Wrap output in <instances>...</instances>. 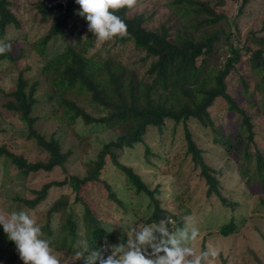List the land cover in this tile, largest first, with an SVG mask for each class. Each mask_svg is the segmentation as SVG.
<instances>
[{
  "label": "trees",
  "instance_id": "1",
  "mask_svg": "<svg viewBox=\"0 0 264 264\" xmlns=\"http://www.w3.org/2000/svg\"><path fill=\"white\" fill-rule=\"evenodd\" d=\"M234 1L231 6L229 0H173L167 7L173 11L176 24L172 26L167 21L155 30L148 28L151 16L140 14L129 17L131 9L128 8L116 12L127 24L128 35L123 38L117 36L113 39V44L133 46L139 56L137 61L146 67L142 75L129 64L123 63L118 55L113 56L111 53L106 58L97 59L96 56H88L93 40L84 41V30L76 34L78 26L70 23L71 19H79L84 26H88L87 20L77 14L80 6L76 0H46L39 4L42 22L47 23L51 19L49 32L36 46L45 64V84L52 87L49 93L52 112L62 117L68 128L82 121L87 125L104 124L119 132L115 139L103 144L97 159L89 163L84 176L73 174L62 181L44 184L33 192L31 198H14L18 209L36 212L38 206L48 199L52 188L68 186L74 191V201L70 202L65 196H61L49 206L47 221L41 227L42 233L51 241L53 239L56 251L75 255L79 250L77 242L86 240L96 247H108L109 251L104 253L106 257L110 254L111 246L116 245L115 234L109 230L112 228L101 217L109 216L122 222L129 213L130 200L122 197L124 193L121 189H126L125 185L111 186L106 177L108 167H115L123 175L128 189L142 198L148 197L153 211L147 218V223L171 217L176 222L175 229L183 227L186 212L181 217L176 211L170 213L157 196L160 194L159 187L151 190L134 167L121 161L127 150L144 142L149 131L163 133L170 125H173L174 131L179 125L184 127L188 155L194 169L204 179L209 199L217 197L225 203L229 201L223 195L221 181L216 176H221L222 171H215L206 162L205 151L195 139L192 126L197 125L213 132L214 145L229 159L234 158L235 153H240V175L244 178L250 174L246 185L251 187L253 194H264V146L259 143L260 131L264 130V37H258L255 31H251L244 38L238 22L245 12L255 9L256 1L264 0ZM12 7L11 0H0V39H4L8 27L20 26ZM70 25L72 28L69 32L76 35V42L66 41L60 52L49 57L48 43L58 36L65 38ZM90 36L92 35L89 34ZM222 40L227 43L229 54L221 67H215L210 58ZM8 42L12 44L11 41ZM245 57L248 58L245 60ZM3 59L14 60L10 51L0 56V60ZM243 61L250 65L251 77L261 75L260 81L255 82L253 88L252 83L242 78L247 97L252 99L257 92L261 95L260 107L254 111L245 110L229 92V78ZM38 85L40 83L36 81L29 86L21 73L16 89L10 94L12 100L6 104L10 112L19 113L25 122L27 130L22 135L34 141L38 149L47 156L46 161L33 163L6 147H0V158L10 161L22 177L52 172L56 168L65 169L72 155L71 148L63 150L64 142L61 137L55 134L48 137L37 128L40 117H35L33 112L37 104ZM79 95L90 97L102 110L101 115L94 117L81 108L73 99ZM219 101L221 103L218 105L225 104V109L220 107L226 118L236 116L234 130L232 126L227 133H221L211 118L210 109ZM147 153L150 154L148 149ZM252 163L254 170L250 169ZM118 185L123 187L118 188ZM94 186H102L104 189L105 200L100 204H94L84 195L88 188ZM229 205L234 207L231 203ZM73 207H80L81 212L75 211ZM54 217H59L57 229L51 225ZM123 227L126 225L123 224ZM236 227L237 223L231 219V222L220 227V234L229 237L236 231ZM122 242L126 243V239ZM204 250L206 247L203 244L202 251ZM0 260L3 264H24L15 243L8 239L2 225ZM81 264H85L84 259Z\"/></svg>",
  "mask_w": 264,
  "mask_h": 264
},
{
  "label": "rangeland",
  "instance_id": "2",
  "mask_svg": "<svg viewBox=\"0 0 264 264\" xmlns=\"http://www.w3.org/2000/svg\"><path fill=\"white\" fill-rule=\"evenodd\" d=\"M11 1L13 3L12 12L19 20L20 26L19 28L8 27L4 37L7 41L12 42L13 49L10 53L14 60H0V147H6L14 154L23 156L33 163L46 161L47 158L46 154L38 149L34 141L29 140L26 135H22L27 127L20 114L10 112L6 107V104L12 100L10 94L16 89L17 79L23 73L25 80L29 82V86L36 81L40 83L38 88L36 87L37 104L33 112L35 117H40L37 128L46 133L48 137L53 134L61 137L64 142L63 150L71 148L72 155L69 157L65 169L56 168L52 172H40L28 177L19 176L18 169L10 161L0 158V214L5 216L13 211L22 210V208L18 209L19 206L14 200L16 196L31 198L35 190H39L48 182L62 181L73 174L84 176L89 163L97 159L103 144L115 139L119 133L104 124L87 125L82 121H78L71 128H68L62 117L54 115L52 112L53 105L49 98L52 87L48 83L45 84V64H43L38 46H36L51 27V19L47 23H43L42 15L39 12V4L46 0ZM172 1L138 0L137 5L129 11V17L140 14L151 16L150 23H148V28L151 30L159 29L160 25L167 21L174 26L176 19L173 17V11L167 7V4ZM228 3L232 6L235 1L229 0ZM254 6L255 9L251 12H245L238 20L244 38L251 31H255L258 37H264V2L256 1ZM70 23L78 26L76 34L84 30L82 33L84 41L93 40V46L88 49L89 57L106 58L112 53L113 56L118 55L117 57L123 63L129 64L141 75L144 74L146 67L137 61L139 56L134 51L133 46H114L113 39L107 42H98L95 35L88 30V26H84L79 19H71ZM71 25L65 38L58 36L48 43L49 57L60 52L66 41L76 42V35L69 32L72 28ZM89 34L92 35L91 38ZM228 54V45L222 40L210 58L211 64L215 67H221ZM247 58L245 57V60ZM251 73L250 65L243 61L237 66V71L230 76L228 84L230 94L243 105L242 107L245 110L254 111L260 107L261 95L257 92L252 99L247 97L242 78L252 83L253 88L255 82L260 81L261 75L257 74L253 78ZM73 99L92 116L99 117L101 115L102 110L90 100V97L79 95ZM220 103L221 101L216 102L211 107V118L221 133H227L231 131L232 126L234 130L236 116L226 118L222 111V107L225 109V104H223L224 106L218 105ZM262 122L264 123V120ZM173 128V125H170V128L165 129L163 133H159L157 130L149 131L144 142L138 144L134 149L127 150L121 161L134 167L151 190L159 187L160 194L157 196L170 213L173 214L176 211L175 213L181 217L186 212L184 217H192L194 225L200 232L198 240L193 245L196 252H202V245L204 244L206 249L214 247L219 253L212 264H264V194H253L251 187L246 185L250 174L244 178L240 175L239 172L242 169L240 153H235L234 158L230 157L229 159L219 147L214 145L213 132L198 125L192 126L197 143L205 151L206 162L215 171H222L221 176H216L221 181L223 195L229 201L227 204L217 197L209 199L206 196L204 179L200 177L199 171L194 169L191 157L188 155L184 127L179 125L175 131ZM259 143L264 146V130L260 131ZM147 149L150 154L147 153ZM250 169L254 170V163L250 165ZM106 173L107 180L112 187L117 184L126 186V189H121L124 193L122 197L130 200L129 213L122 222L109 216L101 217L107 226L112 228L109 230L115 234V243L119 244L123 243V239H126L127 242L130 224H135L138 227L140 224L147 223V218L153 211V207H150L148 197L142 198L136 195L133 190L128 189L123 175L115 167H108ZM122 185H118V188L123 187ZM87 190L84 195L94 204L104 202L102 186H94ZM61 196H65L72 202L75 193L68 186L52 188L48 199L38 206L36 212H28L40 227L47 221L46 212L49 206ZM229 203L233 204L234 207L230 206ZM112 207L115 208V205ZM73 208L75 211L81 212L80 207ZM58 219L59 217L52 219V228L57 229ZM231 219L237 223L236 231L229 237H223L220 234V227L231 222ZM123 224L126 227H123ZM174 225L169 227L175 230ZM43 238L48 239L44 234ZM54 246L56 245L52 242L53 253L61 260V264L82 263V258L77 259L74 254L56 251ZM150 251L151 249H149ZM0 264H3L1 260ZM18 264L23 263L19 262Z\"/></svg>",
  "mask_w": 264,
  "mask_h": 264
},
{
  "label": "clouds",
  "instance_id": "3",
  "mask_svg": "<svg viewBox=\"0 0 264 264\" xmlns=\"http://www.w3.org/2000/svg\"><path fill=\"white\" fill-rule=\"evenodd\" d=\"M76 3L80 6L77 14L87 20L88 30L98 42H107L128 35L127 24L116 12L135 7L138 0H76ZM12 49L10 42L0 39V56ZM183 219L184 226L175 230L169 227L175 224L171 217L138 227L130 224L127 242L112 245L106 257L104 253L109 251L108 247L78 241L76 258H83L85 264H212L218 251L209 247L197 253L193 245L200 236L199 229L191 216ZM0 225L8 239L15 243L24 264H61L53 253L52 241L43 238L41 227L28 212L0 214Z\"/></svg>",
  "mask_w": 264,
  "mask_h": 264
}]
</instances>
